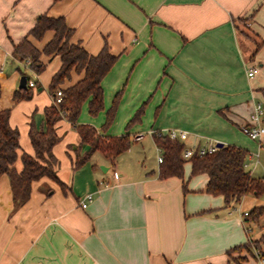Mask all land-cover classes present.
<instances>
[{"label":"crops","instance_id":"crops-1","mask_svg":"<svg viewBox=\"0 0 264 264\" xmlns=\"http://www.w3.org/2000/svg\"><path fill=\"white\" fill-rule=\"evenodd\" d=\"M42 13L63 15L74 30L71 41L88 52L97 53L106 41L117 55L101 81L104 108L98 121L88 116L78 121L99 127L121 90L105 134H119L117 123L143 105L138 122L123 132L130 139L141 134L136 140L149 134L157 158L121 168L96 150L103 155L94 159V151L74 168L88 144L66 116L59 117L60 139L52 151L65 188L42 176L32 181L28 200L16 206L8 174L0 175V264H259L252 241L264 232V213L245 221L242 212L264 206V196L247 193L226 206L221 194L204 190L208 174H192L190 160L182 176H159L154 135L175 128L187 132L180 140L185 147L218 141L242 146L249 152V171L255 169L264 135L253 139L243 127L255 103L264 104V0H0V109L10 107V124L20 129L17 170L21 153L35 151L30 123L46 128L45 107L54 101L49 83L61 64L59 54L42 52L45 67L38 73L13 54L26 35L41 51L51 39L50 29L41 38L29 33ZM256 38L263 44L250 57ZM22 67L37 89L15 99ZM82 76L73 70L59 87ZM82 106L88 110L86 101ZM88 192L93 199L83 207L79 200Z\"/></svg>","mask_w":264,"mask_h":264},{"label":"trees","instance_id":"trees-1","mask_svg":"<svg viewBox=\"0 0 264 264\" xmlns=\"http://www.w3.org/2000/svg\"><path fill=\"white\" fill-rule=\"evenodd\" d=\"M240 21L243 23L244 18H240ZM49 29L53 30L54 34L42 51L34 46L26 35L14 44L13 54L23 62L29 60V67L38 73L45 67L40 59L42 52L59 54L61 58L60 67L52 75L49 83V88L53 94L56 93L62 83L70 78L73 70L83 71V76L75 83L62 87L63 95L59 103L53 101L45 107V129H37L33 122L30 123L29 135L35 151L34 154L27 151L21 153L23 163L21 170H17L14 166L20 145L19 129L10 124V107L0 109V175L8 174L13 201L16 206L28 200L32 181L42 176L53 178L63 188L66 187L64 181L58 177L55 171L54 165L57 159L52 151L53 144L60 139V135L55 129V122L62 116V110L68 111L66 117L80 134L81 142L88 144L85 151L77 154L74 160V168L80 167L96 150L102 151L111 163H114L116 156L126 150L131 143L128 132L105 134L115 118L121 90L115 94L111 106L107 109L105 120L99 129L91 123L78 121L82 104L85 101H87L88 111L92 115H96L104 108V90L101 81L116 61L117 55L111 52L106 41L95 54L88 52L80 42L71 41L70 38L74 30L66 23L63 15L40 14L29 33L36 38H41ZM239 30L242 33L245 32V30ZM246 35H248V31H246ZM262 44L263 40L255 41V47L250 57ZM19 69L22 74H26L23 67ZM28 80L29 77L27 76V87L15 90L13 94L15 99L31 96L32 86L28 84ZM1 92L2 86L0 84V96ZM143 110L142 105L128 121L126 128L140 119ZM154 138L156 144L161 147L163 155L160 161L159 176H182L184 162L190 160L192 174L200 172L208 174L209 178L204 190L212 194H221L226 206L239 203L243 195L247 193H252L257 197L264 196V177L253 176L246 169L244 163L249 152L244 147L224 143L213 152L194 153L189 158H184L182 156L185 147L184 142L172 139L166 133H155ZM263 213V205L254 206L244 216V220L256 221ZM252 243L262 249L264 232Z\"/></svg>","mask_w":264,"mask_h":264},{"label":"built area","instance_id":"built-area-1","mask_svg":"<svg viewBox=\"0 0 264 264\" xmlns=\"http://www.w3.org/2000/svg\"><path fill=\"white\" fill-rule=\"evenodd\" d=\"M257 70V66H251L248 69V75L252 76L255 71ZM28 84L30 86L35 85V81L33 79L28 80ZM63 95V89L62 87H58L56 90V93L54 94V102L59 103L62 99ZM68 111L66 109L62 110V116H66ZM244 132L250 136L253 139H258L260 140L262 136L264 135V104L262 102H256L255 105L253 106V109L250 114V122L248 125H245L243 127ZM157 134H161L163 132H156ZM168 134L169 137L172 139H178V140H183L187 137V132L185 130L181 129H175V128H170L166 130L165 132ZM141 137V134H137L135 136V139H138ZM159 148V155H158V160L161 161L163 158L162 155V149L161 147ZM218 148L217 144L211 143L208 146H196V147H184L182 156L184 158H189L192 154L197 153V154H205V153H210L215 151ZM247 162L245 161L244 165L247 166ZM93 199V193L88 192L83 197L79 200L80 205L85 207L88 202H90ZM242 214L245 216L248 214V211L245 210L242 212ZM254 254L257 257L258 263L259 264H264V252L262 251L261 248L254 246L253 248Z\"/></svg>","mask_w":264,"mask_h":264},{"label":"rangeland","instance_id":"rangeland-1","mask_svg":"<svg viewBox=\"0 0 264 264\" xmlns=\"http://www.w3.org/2000/svg\"><path fill=\"white\" fill-rule=\"evenodd\" d=\"M239 23H240V26L243 25V23L241 21ZM248 35H251V37L253 36V38L255 39V35L253 34V32L248 31ZM257 39L258 38H256V41H257ZM32 88H33V90H36L37 86L32 87ZM22 101L25 102L27 100L23 99ZM24 102H21L23 104H21L20 106L17 107V110L21 113V116L23 115L24 107L26 106V104H24ZM98 115L99 114L97 113L96 115H94V116L92 115L91 116V114L88 112L87 108L85 110L83 108V106H82L79 118L82 119V118H84V116L85 117L88 116L89 118H92L93 120L98 121V118H99ZM131 117L129 118V120L131 119ZM128 121L125 122V123H121L122 121L117 123V126H118L117 129L119 130L118 131L119 134L121 132H123L125 129L129 130L136 122H138V121L133 122L128 128H126V125H127ZM92 122H94V121H92ZM87 123H89V122H87ZM94 123H91V124L94 125ZM100 126H101V123H100L99 127H97V128L99 129ZM142 134H144L143 139L136 140L135 138L132 137L130 146L126 150H124L123 152H121L120 154H118L116 156L115 161L117 162L116 163L117 167L119 166L121 168H131V167L135 168L136 164H145V165L148 164V165H150V164H152V163H154L156 161L157 152H156V150L154 148V145H153V143L151 141L150 135L145 133V132L142 133ZM87 148H88V146L86 147V149ZM98 155H103V154L100 151H96L94 153V155H93V158L97 159ZM246 169L247 170H251L252 166L251 165L247 166ZM263 171H264V149L261 152L260 161L257 163L255 169H253L252 172L254 174H256V176H258L259 174L262 175Z\"/></svg>","mask_w":264,"mask_h":264},{"label":"water","instance_id":"water-1","mask_svg":"<svg viewBox=\"0 0 264 264\" xmlns=\"http://www.w3.org/2000/svg\"><path fill=\"white\" fill-rule=\"evenodd\" d=\"M18 87L19 88H25V87H27V75L26 74H22L20 76V80H19ZM216 144H217V146H221V145H223V142L218 141V142H216Z\"/></svg>","mask_w":264,"mask_h":264}]
</instances>
